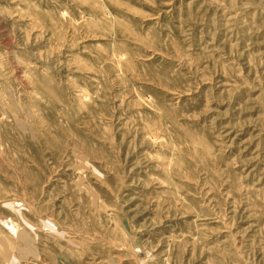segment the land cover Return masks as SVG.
I'll return each instance as SVG.
<instances>
[{
  "label": "rangeland",
  "instance_id": "obj_1",
  "mask_svg": "<svg viewBox=\"0 0 264 264\" xmlns=\"http://www.w3.org/2000/svg\"><path fill=\"white\" fill-rule=\"evenodd\" d=\"M0 264H264V0H0Z\"/></svg>",
  "mask_w": 264,
  "mask_h": 264
}]
</instances>
